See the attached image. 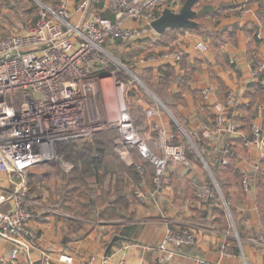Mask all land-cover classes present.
Segmentation results:
<instances>
[{
    "label": "crops",
    "instance_id": "crops-1",
    "mask_svg": "<svg viewBox=\"0 0 264 264\" xmlns=\"http://www.w3.org/2000/svg\"><path fill=\"white\" fill-rule=\"evenodd\" d=\"M99 1L96 7L113 20V12L104 7L102 0ZM177 10L172 9L173 12ZM218 20L219 24L216 26V20L211 14L205 16L207 30L214 33L205 38L190 29L167 30L155 35L158 36L155 42L157 45L161 37L169 33L175 34V52L188 56L190 65H186L183 71L190 91H184L180 99L188 104L189 115H183L182 118H187V122L194 124V129H208H202V139L214 140V145L217 146L208 149L200 144L199 149H190L185 165L170 160L160 186L153 182L154 190L145 191L148 201L146 206L136 207L134 216L139 214L141 218L134 221L128 217L119 224V232L110 236H107L109 230L96 232L93 230L95 227L84 221L73 227L70 223L73 216L69 213L81 210L69 211L62 203L55 202L59 199V186L63 187L62 183L67 181V172L60 173L66 178H60L55 185L51 182L45 187L39 182L53 177L50 176L51 166L48 164L29 169L23 175V183L22 175L5 171L0 175V196L9 200L2 203L1 210L8 211L12 207L13 193L25 195L26 204L32 212L29 229L36 234L32 244L18 255L17 264H43L45 258L54 263L70 259L76 264H87L89 257H94L96 263L101 258H106L104 264H116L121 259L125 264H159L158 259L163 255L159 246L168 232L173 235L167 246L168 250L173 251L170 264H197L195 259H202L208 264H264V210H261L264 157H260L256 149L248 150L242 145L243 135L250 134V124L257 123L264 128V102L254 103V115L250 124L243 125L245 111L251 102L250 90L254 84L264 88V72L254 80L250 76V69L255 68L264 55V0H233L229 6L224 7L223 17ZM129 22L125 24L130 26ZM199 40L208 46L203 54L194 49V44ZM169 64L178 69L179 61L173 58ZM158 66H154L156 79ZM176 86L171 85L170 89L178 92ZM203 86L210 87L214 97L209 104L204 102L205 109H200L201 100L196 105L195 96L190 92L200 93ZM227 91H232L235 96L234 118L225 119L224 129L219 131L211 125L210 118L222 108ZM127 105L130 107L129 103ZM149 107L150 105H144L137 110L142 113L146 122L144 128H138V133L154 152L157 151L156 144L150 134H156L155 125H162L164 122L162 111L165 108L160 110V117L153 118L156 121L153 124V119H147L144 112ZM196 107L200 109L199 112L195 110ZM170 118L177 124V121L169 116ZM197 121L206 124L202 126L200 123V128ZM119 142L115 139L116 146L120 148V151L115 152L123 157L128 166L133 167L130 152L136 153L154 174V167L149 159L142 157L130 145L122 149ZM229 145L233 154L224 152L225 147H228L229 152ZM223 159L225 163L222 162ZM58 165L64 169L68 166L66 163ZM220 169H225L227 173L221 174ZM244 176L247 177L246 186L242 184ZM107 178L114 183V174ZM126 181L128 180H124V183ZM96 184L97 182L92 183V187L99 192ZM205 187L206 195L201 194ZM116 196L119 194L111 193L108 198L115 200ZM50 200H54L53 203H49ZM124 201L129 202V196ZM100 210L102 208L97 207L93 213ZM131 213L127 209V216ZM75 220L78 221L77 218ZM80 226L83 227L79 228ZM10 250L11 244L0 242V264H4L3 260L8 257Z\"/></svg>",
    "mask_w": 264,
    "mask_h": 264
},
{
    "label": "built area",
    "instance_id": "built-area-1",
    "mask_svg": "<svg viewBox=\"0 0 264 264\" xmlns=\"http://www.w3.org/2000/svg\"><path fill=\"white\" fill-rule=\"evenodd\" d=\"M72 1L75 0H60L57 9L38 2L40 18L32 28L0 39V58L15 53L0 60V175L10 171L22 175L21 181L25 182L23 175L29 169L48 162L61 164L65 161V154L56 150L57 143L66 141L82 146L97 130L114 128L118 131L122 149L130 145L149 159L154 167V182L158 185L168 160L185 165L186 156L179 144L172 145L165 140L167 133L162 125H155L161 154H154L147 147L125 100L131 86L140 87L143 83L111 54L105 44L116 39L154 38L157 33L150 22L159 16L167 0H108L114 21L96 13L91 0H81L71 11L69 3ZM143 16L140 25L125 24ZM194 49L203 54L208 46L199 40ZM181 55L179 52L158 55L149 58L148 62L158 65L172 62L173 58L179 61ZM262 72L264 55L257 66L250 69L251 79H257ZM199 92L206 104L214 97L208 86H203ZM146 95L154 103L144 109L146 118L160 117L158 106L161 103L150 89H146ZM234 104L235 96L231 91L222 108L215 112L217 130L224 129V107ZM226 128H229L228 123ZM204 131L208 129L204 128ZM243 146L248 150L256 149L263 158L264 128L252 123L250 134L243 135ZM224 152L228 153V147ZM242 184L247 185V177H243ZM203 193L207 194L206 187L201 190ZM11 197L14 199L12 207L3 211L1 205L9 199L0 196V242L11 244L4 264H17L18 255L36 237L29 229L32 214L25 195L13 193ZM172 239V233L168 232L159 246L163 252L159 264H170L173 251L167 246ZM101 259L96 263L95 258L90 257L87 264H104L106 258ZM195 262L208 264L202 259H195ZM43 264L76 263L70 259L54 263L45 258ZM116 264H125V261L121 259Z\"/></svg>",
    "mask_w": 264,
    "mask_h": 264
},
{
    "label": "rangeland",
    "instance_id": "rangeland-1",
    "mask_svg": "<svg viewBox=\"0 0 264 264\" xmlns=\"http://www.w3.org/2000/svg\"><path fill=\"white\" fill-rule=\"evenodd\" d=\"M53 1L56 2V0H53ZM80 1L81 0H75V1L70 2L69 10L72 11L74 8H76V6L80 3ZM185 1L186 0H167L163 4V7L169 8L171 10L172 9L179 10ZM210 1L211 2L214 1L217 4L220 2V0H210ZM38 2H42V1L40 0H37V1L36 0H0V39L10 38L13 35L22 34L28 31L30 28H32L40 18V7H39ZM57 2H58V8H59L60 0H57ZM91 2L93 3V6L96 9V13H99L101 16H105L104 14H102L100 8L96 7L97 4L95 3V0H91ZM221 2H224V0ZM101 3L104 5L105 8L108 7L107 5L108 0H102ZM42 4L44 3L42 2ZM44 5L54 8V4L52 5V3H49L48 5L47 4H44ZM28 9H31V10L28 11ZM26 13H28V15H26ZM144 17L145 16H143L142 19H139L136 22H129V23H131V26L140 25ZM114 20H115V15L113 13V21ZM157 37L158 36L152 39H148L146 45H143V42L145 40L116 39L113 43L108 44V49L111 52V54H113V56H115L129 71L136 74L139 77V79H141V82L143 83V86H140V87L131 86L129 90L127 91V94L125 95V100L127 103H129L130 105L129 109L131 110V112H137V110L140 107H143L144 105L146 106L150 105L151 107L154 104L153 100L149 96L146 95V89H150L153 92V94L157 97L159 102L161 103V105L158 106L159 110H163L164 108L166 109L162 111L164 113L163 114L164 122L161 123L162 129L166 130V133H167L164 136L165 140L168 139L167 142L172 145L179 144L181 148L183 149V151H185L184 153L187 156L186 159L188 160V151H190V149L197 150L200 148V144H202L204 148H208V149L214 148L217 145H214V140L211 141V139H208V140L202 139L201 137L203 136L202 129L204 131V128H201L200 121H197V125L201 128L199 131L198 129H194V124H190V121L187 122V118H182L183 115H189L188 104L184 102L183 100H181L179 97L183 93L175 92V89L174 90L170 89L171 85L175 86V84L177 85L178 83H173L170 86L168 84V86H166L165 88H162L163 92L159 93V91L154 92L155 89H153L147 82L149 79H151L153 83L158 84L157 80H155L154 65L156 62H148L149 58L156 57L158 55L161 56V55H167L169 53H175V34L174 35L173 33L166 34L165 36L161 37L159 43L156 45L155 42L157 41ZM161 47L163 50L161 49ZM165 63L169 64L170 62H165ZM160 64H164V63H159L158 65ZM158 65H155V67ZM153 86L155 85L153 84ZM176 87L178 89V85ZM156 88L158 89V87ZM172 91L174 93H172ZM148 101H150V103H148ZM202 108H204V106L201 104L200 109ZM200 109L197 107L195 108L197 112H199ZM167 113H169L170 115H168ZM169 116H171L175 122L177 121V124L173 123L171 118L169 119ZM155 122L156 121L154 119L151 120V123L155 124ZM204 124L206 123L204 122ZM212 125L213 127L216 126L215 116H213ZM137 126L139 128L141 127L139 125ZM108 130L110 131V136L113 141V142L110 141V143L113 147H111L110 145L106 146V147H109V149L106 151V154L103 156L104 159L102 161H110L111 167L115 166L116 169L117 168L118 169L116 170L115 173L112 171V174H109V175L114 174L115 176V180L113 184H112V180L108 181L107 173L103 175L101 174L103 179L98 181L96 184L98 191H99L98 193L101 197L98 196V200L96 201L94 207H97V206H99L100 208L104 207L103 208L104 210L102 211L100 210L101 212L98 215H92V210L88 208V205L85 206L84 203L80 204L81 202L80 200H75V199L68 200L66 202L67 205H65L63 201L62 203L65 208L69 209V211L70 209H74V210L80 209L81 210L78 212L69 213V215L71 214V217L73 216L72 220H75L76 218L78 219V221L75 220V222L70 220V223L71 225H73V227H75L76 225H79L80 221L81 223H83L84 221L87 225L91 227H95L93 228V230L95 229L96 232L109 230L110 232L108 233L109 235L107 236H110L113 234H117L119 232L120 230L119 224H121L122 221L127 220L128 217L131 218L130 220H134V221H137V219L141 218L139 214L134 216L135 212L137 211L136 207H144L148 203L147 197H146L147 194L145 193V191L147 189H150L149 192L154 190V185H153V182H154L153 175L154 174L151 172L149 165L146 168L145 161L141 158H138L136 156V153L130 152L131 153L130 155L132 157L133 167L128 166L127 163L124 161L123 157L117 154L118 152L117 153L115 152V151H120V148L117 147L115 144V139L119 138L118 131H116V129L114 128H108ZM153 130H155L154 127H153ZM99 131H102V130H99ZM99 131L97 130L96 132H99ZM150 137L153 139V141H155V144H156L157 151H154V154L160 155L161 154L160 152L162 151L159 150V146L157 143V139H158L157 132L156 134L155 133L150 134ZM86 142H88V140ZM146 145L149 148L147 143ZM170 160L172 159H169L168 162ZM63 163L68 164V166L65 167V169L62 168L60 165L55 164L54 162H51V163L48 162L47 164L51 166V170H49L51 171L50 176H53V177L48 178L42 182H39V184L41 186L47 187L48 184L51 182H54V185H55L58 179L63 178V177L66 178L63 175H60V173L68 172L72 170V167H71V162H69L67 158H65V161L62 162V164ZM79 163H81L82 165V160L78 161V164ZM54 166H56L57 168H55ZM109 170L111 169L109 168ZM38 171H41V170H38ZM62 174H65V173H62ZM65 175L67 176V174ZM45 177H42V179H44ZM126 179L128 181L124 183V180ZM162 179L163 178L161 177L160 183ZM13 181L17 182L16 179L15 180L13 179ZM160 183L158 185L155 183V185L160 186ZM62 186L66 188L65 182L62 183ZM63 187L59 186V192L57 196L61 195L60 192L62 189H64ZM111 193H114L116 195L119 194V196H116V199L118 200H115L114 202H112L111 197L107 198L109 195H111ZM123 193H125L126 195L122 196ZM127 196H129L130 198L129 202L124 201V199H126ZM53 201L54 200H50L49 203H53ZM55 202L58 203V201H55ZM113 203L115 204L116 209L117 207L121 209L120 212H114L112 211L111 207L109 208L107 206ZM82 207L86 208L87 211L82 210L81 209ZM127 209H130L132 211L130 216H127ZM81 227L83 226H80L79 228ZM79 228H77L76 231ZM88 259H90V257Z\"/></svg>",
    "mask_w": 264,
    "mask_h": 264
},
{
    "label": "trees",
    "instance_id": "trees-1",
    "mask_svg": "<svg viewBox=\"0 0 264 264\" xmlns=\"http://www.w3.org/2000/svg\"><path fill=\"white\" fill-rule=\"evenodd\" d=\"M40 1H42L44 4L47 5L49 3H52V5L54 4L55 9L58 8L57 0L56 2H54L53 0H40ZM221 1L223 0H220V2L217 4L214 1L211 2L208 0H196L193 5V10L196 13L194 21L197 23V28H182L179 30L190 29L192 31H196L197 33H199V35H201L204 38L208 36H213L214 33L207 30L204 24V18L207 14H211L215 18L217 23L219 21L218 19L223 17L224 7L229 6L233 0H224V2ZM30 10L31 9H28V11ZM26 15H28V13H26ZM216 23L215 25L217 26L219 23L217 24ZM105 46L107 47L108 45L105 44ZM186 65L189 66L190 62L188 56L182 53V55L179 58L178 69H176L175 66L171 64H166V63L160 64L157 67L158 71L156 76L158 77L157 79L155 78L158 84L153 83L151 79H149L147 82L153 89H155L154 92L159 91V93H161L163 92L162 88H165L166 86H168V84L170 86L173 83H178L177 85H178L179 93H183L184 91H190L187 76L186 74H184L185 72L183 71ZM153 84L155 86H153ZM156 87H158V89ZM190 93L193 94V96H195L196 105L201 100L202 102L200 103V107H201V104L203 105L204 102L202 101L203 99L200 93H198L197 91H193ZM250 95H251V102L249 103V106L245 111L244 114L245 116L243 119V125L245 126L247 125L249 126L252 116L254 115V108H253L254 103L258 104L264 102V88L261 87L259 84H254L253 88L250 90ZM196 96L198 97L197 99ZM225 101H226V97H225ZM234 105L230 107H224L223 115L225 116L224 118L226 120L227 119L232 120V118H234V109H235L233 108ZM206 112L210 114V112L208 111ZM131 117L133 119L134 125L136 126L137 130L139 128L137 125L141 126L140 129L145 127L144 123L146 122L144 121V117L141 112H131ZM210 120L212 125L213 116ZM110 141L113 142L110 136V131L102 130L99 132H95L92 135L91 139L88 140V142H84L82 146L74 145L73 143L66 141L57 143L56 145L57 152L64 153L65 158H67V160L71 162V167H72V170L67 172V181L65 183L66 188L62 189L60 192L61 195L59 196L58 199L59 204L62 203V201L65 204L68 200L75 199V200H80L81 201L80 204L84 203L85 206L88 205V208L92 210V215H98L102 210H104L103 209L104 207H102L101 211H99L98 213L97 212L93 213L95 209L99 207L97 206L96 208H94L95 203L98 200V196L100 195L96 191V189L92 187V183L98 182L101 179H103L101 174L103 175L107 173V175H109L112 174L113 170H114L113 172L115 173L116 170L118 169V168L116 169L115 166L111 167L110 162L102 161L104 159L103 156L106 154V151L109 149V147L106 146L110 145L111 147H113ZM230 145H229L228 154L230 153L233 154V152L230 150L231 149ZM242 145H243V140H242ZM80 160H82V165L81 163L78 164V161ZM109 168L111 170H109ZM220 173L226 174L227 172L225 171V169H220ZM215 176L217 179H219V175L217 172H215ZM92 180H94L95 182L91 183ZM262 190L263 193L261 195V203L263 204V207L261 208V210L263 212L264 187L262 188ZM115 200H112V202H114ZM107 206L109 208L111 207L112 211L114 212H120L121 210L118 207L116 209L114 203ZM81 209L87 211V209L84 207H82Z\"/></svg>",
    "mask_w": 264,
    "mask_h": 264
},
{
    "label": "water",
    "instance_id": "water-1",
    "mask_svg": "<svg viewBox=\"0 0 264 264\" xmlns=\"http://www.w3.org/2000/svg\"><path fill=\"white\" fill-rule=\"evenodd\" d=\"M195 1L186 0L177 12L164 8L159 16L150 22L151 28L158 34L165 33L167 30L197 28V23L194 21L196 13L193 10ZM13 55H15L14 52L1 57L0 60Z\"/></svg>",
    "mask_w": 264,
    "mask_h": 264
}]
</instances>
